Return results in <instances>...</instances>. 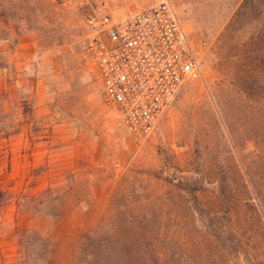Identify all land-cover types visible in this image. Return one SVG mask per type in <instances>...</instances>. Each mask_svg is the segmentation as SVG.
Here are the masks:
<instances>
[{
	"label": "rangeland",
	"instance_id": "obj_1",
	"mask_svg": "<svg viewBox=\"0 0 264 264\" xmlns=\"http://www.w3.org/2000/svg\"><path fill=\"white\" fill-rule=\"evenodd\" d=\"M160 1L118 0L112 19ZM168 1L192 44H203L202 74L140 141L87 53L85 17L101 1L0 0V264H95L87 234L100 246L96 264L148 259L149 241L181 237L178 225L197 218L180 178L204 179L203 200L226 217L222 174L236 184L247 172L264 175V0ZM234 212L264 249L263 227L246 222L255 211Z\"/></svg>",
	"mask_w": 264,
	"mask_h": 264
},
{
	"label": "built area",
	"instance_id": "obj_2",
	"mask_svg": "<svg viewBox=\"0 0 264 264\" xmlns=\"http://www.w3.org/2000/svg\"><path fill=\"white\" fill-rule=\"evenodd\" d=\"M85 17V45L106 99L137 140L149 137L187 80L201 77L197 48L174 4L163 0L113 21L118 0H100Z\"/></svg>",
	"mask_w": 264,
	"mask_h": 264
},
{
	"label": "trees",
	"instance_id": "obj_3",
	"mask_svg": "<svg viewBox=\"0 0 264 264\" xmlns=\"http://www.w3.org/2000/svg\"><path fill=\"white\" fill-rule=\"evenodd\" d=\"M235 177L225 173L219 179L217 199L221 207H225L226 217L218 216V212L203 200L206 189L204 179L200 177L180 178L175 186L181 190L183 198L189 202L188 208L197 218L191 225H178L180 229L184 228L181 237L172 238L170 234H167L168 238L166 236L167 239L165 238V242L160 246L149 241L153 254L148 259L130 253L128 254L129 257L126 258L127 260H124L125 263L233 264L231 259L233 257V260L240 259L242 264H262L260 258L264 260L262 257L264 256V249L253 245L251 237H248L240 226H237L239 220L237 221V215L234 211L241 207L255 211V215L247 217L246 222L251 223L250 221L254 220L258 224V229L263 227L258 235L264 244V175L255 176L249 172L244 173L241 181H238L239 185L236 184ZM4 196L5 191L0 185V202L3 201ZM147 225L151 230H154V224ZM178 231L177 229H170L168 233L172 232L171 234L177 235ZM86 237L89 245L88 258L90 256V261L95 262V264L102 262V258L98 254V249H100L98 242L92 239V234H87ZM146 245L148 246L147 242ZM158 246L161 247V252H159L160 249L157 250ZM117 247L118 244H115L114 249ZM129 247L130 249L136 248L135 244L134 247L132 244ZM119 262L120 260L117 261V264Z\"/></svg>",
	"mask_w": 264,
	"mask_h": 264
}]
</instances>
